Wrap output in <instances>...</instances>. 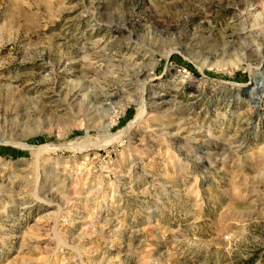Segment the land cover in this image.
<instances>
[{"label": "rangeland", "instance_id": "rangeland-1", "mask_svg": "<svg viewBox=\"0 0 264 264\" xmlns=\"http://www.w3.org/2000/svg\"><path fill=\"white\" fill-rule=\"evenodd\" d=\"M0 264H264V0H0Z\"/></svg>", "mask_w": 264, "mask_h": 264}, {"label": "bare ground", "instance_id": "bare-ground-1", "mask_svg": "<svg viewBox=\"0 0 264 264\" xmlns=\"http://www.w3.org/2000/svg\"><path fill=\"white\" fill-rule=\"evenodd\" d=\"M145 93H146V89L143 90L142 94H141V102L139 103L140 104V108H139V112H138V117H137V120H136V126L138 124H141L142 122L145 121L146 117L149 113V106L147 104V102L145 101L144 99V96H145ZM108 127V126H107ZM148 128V127H147ZM104 129V128H103ZM106 129V128H105ZM104 129V130H105ZM107 131H108V128H107ZM123 134H118V135H111L109 134L107 136V139L104 140L103 144L106 145V144H110L112 142H114L115 139H117L118 137L122 136ZM22 147L26 148V149H34L26 144L22 145ZM66 148H79L77 145H73V144H67L65 146ZM47 150V151H53L54 149L52 148H48V147H42V148H39V150ZM33 151V150H32ZM38 151V149L36 150ZM46 151V152H47Z\"/></svg>", "mask_w": 264, "mask_h": 264}]
</instances>
